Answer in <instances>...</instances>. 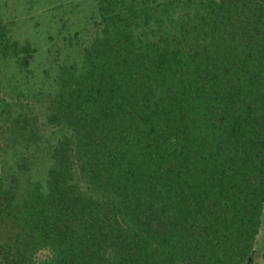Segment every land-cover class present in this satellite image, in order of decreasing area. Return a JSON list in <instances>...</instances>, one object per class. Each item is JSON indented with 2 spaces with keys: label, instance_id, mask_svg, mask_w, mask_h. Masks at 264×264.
Segmentation results:
<instances>
[{
  "label": "trees",
  "instance_id": "trees-1",
  "mask_svg": "<svg viewBox=\"0 0 264 264\" xmlns=\"http://www.w3.org/2000/svg\"><path fill=\"white\" fill-rule=\"evenodd\" d=\"M263 227L264 0H0V264H252Z\"/></svg>",
  "mask_w": 264,
  "mask_h": 264
},
{
  "label": "rangeland",
  "instance_id": "rangeland-1",
  "mask_svg": "<svg viewBox=\"0 0 264 264\" xmlns=\"http://www.w3.org/2000/svg\"><path fill=\"white\" fill-rule=\"evenodd\" d=\"M263 241H264V227L260 230V233H259L258 238H257L256 247L257 248L262 247ZM263 252H264V249H263L261 255L252 264H264V257L262 255Z\"/></svg>",
  "mask_w": 264,
  "mask_h": 264
}]
</instances>
